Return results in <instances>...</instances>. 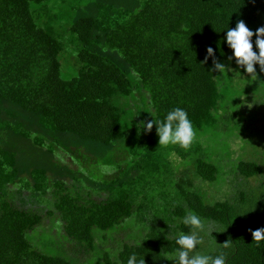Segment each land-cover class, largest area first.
<instances>
[{"label":"trees","instance_id":"trees-1","mask_svg":"<svg viewBox=\"0 0 264 264\" xmlns=\"http://www.w3.org/2000/svg\"><path fill=\"white\" fill-rule=\"evenodd\" d=\"M240 19L264 26V0H0V264H174L186 210L197 252L264 264V71L229 60ZM176 107L188 150L139 128Z\"/></svg>","mask_w":264,"mask_h":264},{"label":"clouds","instance_id":"clouds-1","mask_svg":"<svg viewBox=\"0 0 264 264\" xmlns=\"http://www.w3.org/2000/svg\"><path fill=\"white\" fill-rule=\"evenodd\" d=\"M253 36L256 37L255 47L258 48V52L254 50ZM225 38L228 47L233 50V55L229 57V60L234 58L236 64L243 68L247 74H250L253 80H256V65L259 64L260 70L264 71V26L253 32L246 22L240 19L234 28H228ZM209 57L213 59V71L223 73L226 66L216 58L215 50L211 46L207 48L205 63ZM150 113L154 117L155 114ZM153 125L157 126L159 146L178 145L182 149L188 150L196 140V129L187 111L183 108L176 107L169 111L164 120L141 121L139 128L151 132ZM182 223L188 226L191 231L180 232L177 235L178 248L174 254L167 255L166 259L174 261V264H226V255L223 252L213 256L196 251L197 246L205 242V236L201 233L210 235L211 232L206 231L204 221L195 212L186 210ZM249 231L253 241L259 246V243L264 240V227L255 230L249 229ZM231 243L232 241L228 239L221 245L223 248H229ZM127 264H146V261L144 257L137 259V256L133 254L129 257Z\"/></svg>","mask_w":264,"mask_h":264},{"label":"rangeland","instance_id":"rangeland-1","mask_svg":"<svg viewBox=\"0 0 264 264\" xmlns=\"http://www.w3.org/2000/svg\"><path fill=\"white\" fill-rule=\"evenodd\" d=\"M131 228V230H133V227H130ZM114 235L115 234H118V236H121V232L120 231H117V232H112ZM43 237H44V239H45V242H46V246L48 247L49 246V248L48 249H53L52 247H53V245L52 244H50V237H51V234H43ZM125 240L126 241H131V239L129 238V237H127V238H125Z\"/></svg>","mask_w":264,"mask_h":264}]
</instances>
